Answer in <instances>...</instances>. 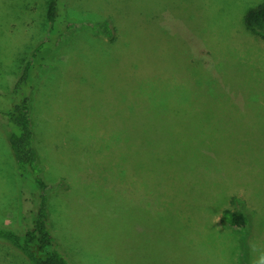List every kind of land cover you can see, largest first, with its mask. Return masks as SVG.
Here are the masks:
<instances>
[{"label":"rangeland","instance_id":"1","mask_svg":"<svg viewBox=\"0 0 264 264\" xmlns=\"http://www.w3.org/2000/svg\"><path fill=\"white\" fill-rule=\"evenodd\" d=\"M50 1L0 0V225L23 232L35 191L5 112L48 34L34 143L70 263L264 264V32L245 23L264 0H60L76 24L58 39ZM237 202L245 249L223 219ZM0 264L29 262L0 244Z\"/></svg>","mask_w":264,"mask_h":264},{"label":"trees","instance_id":"2","mask_svg":"<svg viewBox=\"0 0 264 264\" xmlns=\"http://www.w3.org/2000/svg\"><path fill=\"white\" fill-rule=\"evenodd\" d=\"M60 3V0H51L47 14L51 24L48 33L53 36L57 33L58 37H55L57 39L60 36L64 37L76 24L66 18L60 19ZM245 23L254 31L264 32V3L246 15ZM97 26L102 27L108 37H112V33L115 32L110 21L96 23L95 27ZM51 40L52 38L47 34L25 61L22 72L10 91V106L5 112L12 128L10 145L18 165L19 176L24 185L33 186L35 191L30 196L26 195L24 199L20 223L23 232L0 225V244L11 246L29 264H71L60 250L57 238L49 225V184L42 176L39 153L34 143L31 90L34 88L33 81L38 70H36L37 63L41 62V67L47 59L51 51L49 46L52 44ZM223 219L226 225L242 234V246L245 249L247 236L250 234V218L242 203L237 202L234 209H226ZM244 251H242L243 259L246 256Z\"/></svg>","mask_w":264,"mask_h":264}]
</instances>
